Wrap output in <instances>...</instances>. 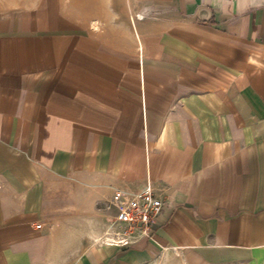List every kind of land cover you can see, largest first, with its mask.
Here are the masks:
<instances>
[{"label": "crops", "instance_id": "0c3cea01", "mask_svg": "<svg viewBox=\"0 0 264 264\" xmlns=\"http://www.w3.org/2000/svg\"><path fill=\"white\" fill-rule=\"evenodd\" d=\"M163 257L264 264V0H0V264Z\"/></svg>", "mask_w": 264, "mask_h": 264}, {"label": "built area", "instance_id": "2783aa9c", "mask_svg": "<svg viewBox=\"0 0 264 264\" xmlns=\"http://www.w3.org/2000/svg\"><path fill=\"white\" fill-rule=\"evenodd\" d=\"M114 201L116 211L108 219L102 241L129 246L139 237H148L163 206L151 182L147 179L137 190H117Z\"/></svg>", "mask_w": 264, "mask_h": 264}, {"label": "rangeland", "instance_id": "374dc122", "mask_svg": "<svg viewBox=\"0 0 264 264\" xmlns=\"http://www.w3.org/2000/svg\"><path fill=\"white\" fill-rule=\"evenodd\" d=\"M145 264H174V263L171 261V259H168L167 257H163L158 260H152Z\"/></svg>", "mask_w": 264, "mask_h": 264}]
</instances>
